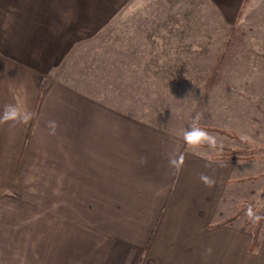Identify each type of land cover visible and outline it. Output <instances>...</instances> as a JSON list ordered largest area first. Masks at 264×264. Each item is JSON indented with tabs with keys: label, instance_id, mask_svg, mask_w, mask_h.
<instances>
[{
	"label": "crops",
	"instance_id": "obj_1",
	"mask_svg": "<svg viewBox=\"0 0 264 264\" xmlns=\"http://www.w3.org/2000/svg\"><path fill=\"white\" fill-rule=\"evenodd\" d=\"M138 1L0 0V115L8 104L33 113L0 123V264H264V229L248 252L252 233L230 220L244 163L104 98L117 81L151 88L200 62V25ZM204 1L225 31L245 0ZM185 31L198 35L184 44ZM94 78L101 95L86 88ZM181 153L177 171L169 158Z\"/></svg>",
	"mask_w": 264,
	"mask_h": 264
},
{
	"label": "rangeland",
	"instance_id": "obj_2",
	"mask_svg": "<svg viewBox=\"0 0 264 264\" xmlns=\"http://www.w3.org/2000/svg\"><path fill=\"white\" fill-rule=\"evenodd\" d=\"M262 2L264 0H250L244 10L245 14L238 23L242 27L239 51L230 60V67L223 72L222 79L207 92L203 109L199 113L198 125L214 135L218 145L216 148L207 145L190 147L213 159L227 154L225 149L238 151L233 155L238 156L245 165L244 200L239 201V214L233 221L236 226H246L250 231L255 222L246 214L248 208L251 206L257 214L264 204V15L260 9ZM137 6L165 9L168 14L163 16V19H168L169 24L182 22L195 28L200 25L201 39L194 42L198 43L197 54L200 62L196 65H184L178 70L174 80L155 81L153 88L140 85L139 82L135 84L127 80L117 81L113 94L104 95V98L108 102L114 100L122 112L182 137L183 130L194 123L193 106L201 92L203 78L212 66V58L220 46L225 27L204 0H139ZM207 24H210V29ZM184 35V44H187L192 38L195 40L198 33L185 31ZM89 81L86 88L90 93L103 94L97 79ZM111 83L112 80L108 79L103 83L104 88H109ZM189 92L193 95H188ZM241 135H247L250 139L242 141Z\"/></svg>",
	"mask_w": 264,
	"mask_h": 264
},
{
	"label": "trees",
	"instance_id": "obj_3",
	"mask_svg": "<svg viewBox=\"0 0 264 264\" xmlns=\"http://www.w3.org/2000/svg\"><path fill=\"white\" fill-rule=\"evenodd\" d=\"M248 1L249 0L244 1L236 24L227 27L225 30L221 48L216 54L214 58V62L209 72L205 75V78H203V81L201 83V92L198 94L196 102L193 106L192 116H197V114H199L202 111L207 92L222 79L223 72L226 70V68L230 67V60L239 51V46L242 42V36H241V28L238 25V23L243 15L242 14L243 10L247 5ZM155 85L156 83L155 81H153V86L151 88L155 87ZM41 89H43V86H41ZM225 150H227V154L223 156H219L217 159H225V160L238 159V156L233 155L238 153V151H235L233 149L231 150L225 149ZM238 214L239 212L235 213L230 220H234L236 217H238L237 216ZM257 214L264 216V204L258 209ZM241 228L243 230L247 229L246 226L245 227L242 226ZM263 229H264V219L260 220L259 222H255V224L253 225L250 231L252 233V239L249 245L246 247V249L249 252H254L258 248L262 237Z\"/></svg>",
	"mask_w": 264,
	"mask_h": 264
},
{
	"label": "clouds",
	"instance_id": "obj_4",
	"mask_svg": "<svg viewBox=\"0 0 264 264\" xmlns=\"http://www.w3.org/2000/svg\"><path fill=\"white\" fill-rule=\"evenodd\" d=\"M188 95H193L192 92H189ZM33 118V113L30 111H21L20 108L13 104L5 105L3 114L0 115V123L6 122H19L23 124H28ZM200 119L199 114L194 117V123L189 125L186 129L183 130L182 139L184 143L189 147H199L202 145H207L211 148H216L218 145L217 138L206 131L204 128L198 125V121ZM48 127L50 128V134H56V128L58 127L55 121H49ZM240 139L242 141H248L250 139L247 135H241ZM146 162V161H145ZM169 164L171 167L175 168L177 171L184 164V155L178 154L170 156ZM200 180L208 187H212L215 184V180L211 177L201 174ZM248 217L253 220V222H259L264 219V216L256 214L251 206L248 208L247 213ZM209 251H211L209 249Z\"/></svg>",
	"mask_w": 264,
	"mask_h": 264
}]
</instances>
